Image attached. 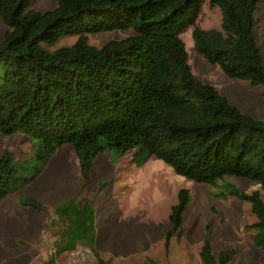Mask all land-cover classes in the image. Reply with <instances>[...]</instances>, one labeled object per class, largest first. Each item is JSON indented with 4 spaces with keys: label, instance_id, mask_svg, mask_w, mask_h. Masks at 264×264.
<instances>
[{
    "label": "trees",
    "instance_id": "obj_1",
    "mask_svg": "<svg viewBox=\"0 0 264 264\" xmlns=\"http://www.w3.org/2000/svg\"><path fill=\"white\" fill-rule=\"evenodd\" d=\"M31 1L0 0L8 27L0 41V131L27 134L33 142L24 159L8 150L0 155V201L32 183L65 144L74 146L83 188L96 157L106 151L132 152L138 165L155 156L199 182L233 175L264 187V119L243 112L189 62L181 34L195 24L205 0H58L48 10ZM210 1L221 8L222 24L195 25V49L228 76L264 85V0ZM128 28L131 34L100 47L89 42V33ZM65 34L79 37L54 51L43 47ZM224 190L251 201L254 242L264 249L261 191L249 194L233 183ZM20 201L50 210L33 196ZM190 202L189 190L181 189L167 241L181 234ZM52 211L63 226L44 264H57L80 244L92 249L94 264H109L96 249L97 216L89 200L80 202L76 194ZM235 255L232 248L216 257L209 238L201 249L205 264H228Z\"/></svg>",
    "mask_w": 264,
    "mask_h": 264
},
{
    "label": "rangeland",
    "instance_id": "obj_2",
    "mask_svg": "<svg viewBox=\"0 0 264 264\" xmlns=\"http://www.w3.org/2000/svg\"><path fill=\"white\" fill-rule=\"evenodd\" d=\"M57 2L32 0L31 6L48 10ZM222 19L221 8L205 0L195 24L181 34L189 62L195 74L212 83L243 112L264 119V85L228 76L218 64L208 62L195 49L194 26L220 28ZM7 29L0 17V41ZM131 30L92 32L88 34L89 42L100 47L109 39L131 34ZM78 37V34L60 35L51 43H43V47L54 51L73 44ZM259 41L264 46V21ZM32 147L29 135L4 136L0 131V155L8 150L24 159ZM229 183L249 194L259 190L264 198V187L256 180L228 175L214 183L199 182L177 173L155 156L138 165L132 152L121 156L111 151L99 154L92 168V180L83 188L74 146L65 144L32 183L0 201V264H44L54 251V240L63 226L53 221V207L76 194L80 202L89 200L96 209L95 245L109 264L141 263L149 257L157 258L160 264H205L201 249L206 238L211 241L216 257L222 251L235 249L236 255L228 264H264V249L253 238L256 230L251 224L257 216L252 203L225 191L224 186ZM181 189L189 190L191 202L184 213L181 234L174 233L167 241V232L173 227L172 206L178 202ZM23 195L39 199L50 210L23 205L20 201ZM77 248L88 253L85 264H94L92 249L83 244ZM66 254L58 257L57 264H64Z\"/></svg>",
    "mask_w": 264,
    "mask_h": 264
},
{
    "label": "built area",
    "instance_id": "obj_3",
    "mask_svg": "<svg viewBox=\"0 0 264 264\" xmlns=\"http://www.w3.org/2000/svg\"><path fill=\"white\" fill-rule=\"evenodd\" d=\"M66 255L64 264H85L88 259V253L78 248L68 252Z\"/></svg>",
    "mask_w": 264,
    "mask_h": 264
}]
</instances>
